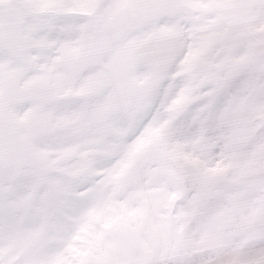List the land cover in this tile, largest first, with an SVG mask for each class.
<instances>
[{"label": "snow or ice", "instance_id": "obj_1", "mask_svg": "<svg viewBox=\"0 0 264 264\" xmlns=\"http://www.w3.org/2000/svg\"><path fill=\"white\" fill-rule=\"evenodd\" d=\"M0 264H264V0H0Z\"/></svg>", "mask_w": 264, "mask_h": 264}]
</instances>
